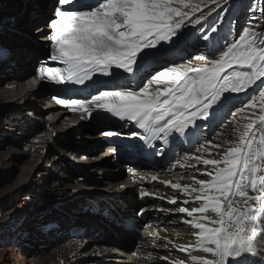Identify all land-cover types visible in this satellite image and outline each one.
Listing matches in <instances>:
<instances>
[{"label":"snow or ice","instance_id":"1","mask_svg":"<svg viewBox=\"0 0 264 264\" xmlns=\"http://www.w3.org/2000/svg\"><path fill=\"white\" fill-rule=\"evenodd\" d=\"M230 2L58 0L48 39L53 49L50 60L60 66L38 69L37 80L67 89L66 98L53 97L57 104L81 112L82 120L96 119L101 127L109 117L132 123L142 133L131 135L155 154L164 149L154 141L167 146L170 139L197 137L204 125L222 123V115L230 114L236 121L246 109L252 110L241 117L248 122L236 127L237 142L216 153L220 158L195 157L198 164L211 167L200 173L208 179L192 178L198 187L162 181L190 197L184 205L200 202L198 207L177 208L191 218L182 222L196 230L195 246L178 247L189 254L192 264H248L257 243H264V31L250 25L234 38H229L231 28L221 35ZM209 4L214 7L203 12ZM260 12L264 15V8ZM213 13L217 15L209 21ZM188 25L199 27L190 32ZM190 47H203L207 55H192L181 63ZM89 88L93 91L88 96L72 98L74 91ZM240 94L248 95L247 103L231 111ZM122 134L101 132L105 137ZM206 144L211 149L223 147L211 140ZM196 151L212 155L204 144ZM191 251L205 255L193 256Z\"/></svg>","mask_w":264,"mask_h":264},{"label":"rangeland","instance_id":"2","mask_svg":"<svg viewBox=\"0 0 264 264\" xmlns=\"http://www.w3.org/2000/svg\"><path fill=\"white\" fill-rule=\"evenodd\" d=\"M54 2L55 0H0V41L3 40L10 43V40L13 38L15 40L13 41L14 43H10L12 49L14 45L18 47L26 45L25 53L28 54L26 58L34 55L32 51H40L42 47L34 46L33 41L41 36H37L34 38L35 40L32 38L30 41H27L24 40L25 38H20L18 34H24L25 30L31 29L27 27L29 24H26L28 21H32V19L27 18V14L30 11H34L39 16L37 20L41 23V20L45 19L44 17L49 18L47 17L49 15V8ZM36 4L42 5L45 12L40 10ZM212 7L214 5L209 4L208 7H202V11L207 13ZM225 7L229 11L225 14L221 35L227 34L229 28H231V36L229 38H234L243 27L250 25L254 26L257 31H264V15L260 12V9L264 8V0H231L230 4ZM184 10L187 11V9ZM219 11L218 9L217 12ZM16 15L19 17H16ZM195 15L199 16L200 12H197ZM216 15L217 13H213L211 20ZM13 19V28L19 30H12L14 34L7 35L10 28H12L9 25ZM20 26L22 27L21 29ZM32 29L38 30L40 26H33ZM6 36L8 37L6 38ZM23 40L24 42H22ZM196 43V36L193 35L192 44L195 45ZM31 47L34 50L28 49ZM24 51L22 50V52ZM16 52L14 51L12 58L18 60L19 55ZM192 55H207V50L203 47H200L198 50L190 47L188 55L180 62L183 63L185 60L191 59ZM22 61L24 62V60ZM198 63L200 62L193 61L194 65ZM20 70H23V68H17V71L12 69L11 72L17 73ZM5 84L6 82L0 83V86ZM163 86V84L159 85V87ZM48 87L44 86L43 89L48 90ZM153 87H157V85ZM249 95H251V90H249ZM248 98V95L240 94L233 102L235 107H232L231 111H235L236 107L247 103ZM40 101L30 102L37 108V111H34L36 112L35 115L33 111L27 108L23 110L24 114H21L20 117H11L13 114L10 113L14 112L8 108L11 105L17 104L16 99L12 101L14 104L11 105L8 104V101L0 103V264H55L53 260L58 255V249L62 246L73 244L77 248L75 250L77 256L71 260L65 259L64 261H60V258H57L56 264H98L94 262L103 259L105 262H101V264H145L144 261L141 262L139 260H145L147 257L152 258L153 256L152 259L156 261L157 259H154L156 257L155 254L152 256L150 253L149 255L146 253L145 243L151 245L157 244L162 247L161 250H154L155 253L159 254L160 260H162L161 257H168V260H162V264H170V261L176 260H183L185 264H192L189 254L179 251L178 247L186 245L195 246L196 237L193 233L196 230L193 231L190 225L182 222L191 218L187 217L186 214L177 212V208L183 205L181 203L182 197L176 191L172 193L168 192L166 194L168 197L165 196L163 191L162 194L156 195L147 206L151 217H154V211H156L158 212L156 213L158 219L171 220L164 221L163 224L157 221L153 225L151 219L148 218L149 236L147 240L137 250L135 248L132 252L126 251V254H122L119 262L106 261L109 258L113 259L115 257L111 255L114 251L112 252L111 250L109 252L106 251L107 249H102L105 248L102 244H96L92 241L95 240L93 233L89 232L87 234V230H83L84 227H82H86L87 222L90 224L95 223L94 217L91 216L93 212L89 208L91 207L89 203L93 202L92 199L96 198V194L100 193L101 189L108 188L107 190H111L108 186H99L103 180L102 178L96 179L97 176L92 172L95 170V168H92L95 164L90 161V158L94 159L98 151L88 153L85 149V146H89L91 145L90 143L96 141L94 139L95 136L89 137L88 134H85L88 130L86 126L81 127L84 128L85 132L80 135L76 131H70L72 128L67 129V127L62 126L60 121L55 124H51L50 121L49 123L39 121L42 117L39 112H43V110L40 111L42 105L48 104V100L46 99H43V103L41 104ZM251 111L246 109L244 114L237 116L236 121H233V117L230 114L222 115V123L217 122L206 133L205 137H197V142L195 143L198 146L204 144L209 147L212 155L197 152V147H195L193 152L192 149L189 151L192 153L185 154L177 159L175 167H177V163H180L183 168L190 165L189 171H193L191 173L193 177L205 179L206 176H201L200 173L211 170V167L209 166L206 169L203 164H198L196 159L193 160L194 162H189V160H192L193 155L195 157L203 156L206 159L220 158L216 153L222 154L229 146V142H237L238 133L236 132V127L238 124L242 126L248 122L241 117L251 115ZM255 111L259 115V109L257 108ZM64 129L67 131L62 132ZM100 132L102 131L98 133ZM40 137H50V139L42 143L40 142ZM102 139L103 141L100 143L105 141L104 138ZM52 140H54L55 144L50 142ZM208 140H211L213 144H221L223 147L221 149H211V146L206 144ZM204 141L205 143H203ZM41 145L42 147H40ZM33 147L40 148L37 150L36 156L30 158L29 152L31 149L36 152V148ZM101 151L104 153L105 149ZM181 160L185 162H181ZM169 166L164 167L162 170L169 171ZM85 172L88 175L82 181H79L80 174ZM192 176L184 172L186 183L193 180ZM123 178L124 175L117 176L115 179L118 181ZM159 178V182L170 181L172 184L181 182L177 181V179L175 181L171 176L165 178L164 175H161ZM116 180H110L109 182L114 184ZM196 186L198 187V185ZM154 191H160V188H153L151 195H155ZM144 196L147 197V195ZM172 199H175L177 203L167 204V201L170 202ZM199 205L192 204L190 206L189 204L185 207L191 208L198 207ZM134 206L135 204L133 203L130 208L132 209ZM143 210L145 211L144 208ZM21 214L25 216L24 221L22 220L23 217H19ZM208 214L211 215L210 213ZM11 217H14V219ZM17 218L20 219L18 220ZM78 225L79 227H76ZM99 225V222H96V227L102 229L103 226ZM79 229L80 235L77 234ZM95 232H97V229ZM112 233H114V237L117 239L116 232L113 230H105V237L108 236L107 239H112ZM191 234L193 235L192 237ZM95 246L98 248L101 246L102 248L96 250ZM98 251L102 256L97 255ZM190 254L193 256L204 255L200 251H191ZM145 256L147 257L145 258Z\"/></svg>","mask_w":264,"mask_h":264},{"label":"bare ground","instance_id":"3","mask_svg":"<svg viewBox=\"0 0 264 264\" xmlns=\"http://www.w3.org/2000/svg\"><path fill=\"white\" fill-rule=\"evenodd\" d=\"M91 2H94V0H91ZM37 5V7L38 8H40V10H42L43 11V8H42V5H38V4H36ZM43 12H45V11H43ZM26 24H35V23H33L32 21H28V23H26ZM19 39V38H18ZM17 39V40H18ZM16 40V41H17ZM13 41H15V40H13V38H12V40H10V43L12 44V43H14ZM22 42H24V40L22 41ZM6 43H9L8 41L6 42ZM9 43V44H10ZM19 47H21V49H24L25 50V52H26V45L23 47V46H19ZM16 49H18V46L16 47ZM29 50L30 49H32V50H34V48L33 47H31V48H28ZM32 52H34V55H32L31 57H30V60H29V62L28 63H26V62H23L22 60H24L26 57H27V55L28 54H24L22 51H17L16 53H18V55H19V57H18V60H15V59H13L12 58V60L13 61H15V66H16V64H18L17 65V68H23V70L25 69V72L27 73L28 72V70L31 68V66L35 63V58H36V56H37V54L39 53V50H37V51H32ZM55 63H57V62H55ZM11 74H12V80H10L9 82H8V76L9 75H6L5 77H4V79H2V81H0V83H3V82H6V84L5 85H3V86H0V103H4L5 101H9L10 99H16V102L17 101H19V100H22V99H24L25 97H27V96H29L30 98L31 97H36V96H42L43 94H44V92L45 91H47V89H38V90H36V91H34L33 90V86H31L29 83H27V80L25 79V80H22L21 79V81L20 82H17V77L19 76V71L17 72V73H13V72H11ZM1 78H3V77H1L0 76V79ZM15 80V81H14ZM13 82V83H12ZM8 83H10V84H8ZM48 86H52V88H54L53 87V85L52 84H48ZM154 86V85H153ZM21 87V89H23V90H21V91H19V92H17V89L18 88H20ZM79 88H81V87H83V86H78ZM22 93H24V97H21V94ZM10 102V101H9ZM41 102V101H40ZM11 105V104H10ZM12 106V105H11ZM56 106L57 107H55V108H57V109H60V111H61V114L62 115H68V114H70L71 113V110H69L68 108H65L63 105H59V104H56ZM23 108H25V110L28 108V109H30V111H37V108L35 107V105L33 104V103H30V99H28L27 101H26V103H24V106H22ZM47 109H46V111H43V112H39V114H41V120H39V121H41V122H44V123H49V121H50V123L52 124V122L55 120V122L54 123H56V122H58L59 121V119H57V115H55V116H53V114L55 113L54 111H53V109H52V107H46ZM41 110H43V109H40V111ZM18 111H19V109H18ZM21 111V110H20ZM49 113V114H48ZM58 113H59V111H58ZM36 114V112H34V115ZM44 115V116H43ZM94 115H95V113H94ZM49 117H51V119H49ZM55 118V119H54ZM78 118L80 119V116H78ZM69 123H71V121H69V120H62V124L63 125H66V124H69ZM62 125V126H63ZM66 127V126H65ZM73 128H74V126H72ZM72 127H67V129H70V128H72ZM81 127H83V126H81ZM81 127H78L77 129H74L73 130V128L70 130V131H76V132H78V133H80V135L81 134H84V132H85V130H84V128H81ZM67 131V130H66ZM65 131V132H66ZM69 131V132H70ZM83 137H86V136H83ZM102 138H104V137H101V139H99V136H95L94 137V139L96 140V141H93L92 143H90L91 145H89V146H85V149L87 150V152L88 153H92L93 152V150H97V149H100V148H102L103 147V144L104 143H100L101 141H103V139ZM40 139V142H46L47 140H49L50 139V137H40L39 138ZM105 139V138H104ZM54 140H52V141H50L51 143H54L53 142ZM55 144V143H54ZM62 147H63V145H61ZM40 147H42V145L40 146ZM39 147V148H40ZM33 148H36V152L35 151H33L32 149H31V151L29 152V155H30V158H32V157H35L36 156V153H37V150L39 149V148H37V147H33ZM178 149H179V146H178ZM61 150V149H60ZM92 151V152H91ZM108 156H110L109 154H106V155H104V157H107L108 158ZM111 162H113V161H108V160H106V161H102L100 164H95V166L93 167L92 165V168L94 169L95 168V170H91L92 172H102L103 174L101 175L102 177H103V181H105L104 180V177H106L107 176V178L106 179H109V176H112L111 174H108L109 172H114V170L112 169V166H111ZM181 162H185V161H183V160H181ZM179 165V166H178ZM181 164L180 163H177V167H175L173 170H171V174L170 175H172L173 177H174V179H177V181L179 180V181H181V182H183V183H186V180H185V177H184V172H187V174L189 173V174H191L192 172H190L189 170L188 171H186V168H188V167H182V165L180 166ZM122 169V171L121 170H119L118 171V173L116 174V176L115 177H119V176H122V175H127V180L126 181H131V182H133V184H126V185H123V187L125 188L126 187V190L125 191H123V193L124 194H122V196H125V195H127V196H132V194H135V190L133 189V188H136V187H138V190H140L139 192H141V191H145L142 187L143 186H151V184H149L148 183V181H151L153 184H154V188L156 187V186H161V187H163V188H167V189H172V191H176V192H180V191H177V190H174L173 188H171L170 186H168V187H166L164 184H157L158 183V181L155 179V180H153V177L154 176H156L155 175V173L157 172V170H155V171H151V172H149V171H147V172H140V173H136V174H131L130 175V171H132V172H134L133 170H127V169H124L123 167L121 168ZM185 169V170H184ZM90 172V171H89ZM163 174V173H162ZM165 174V173H164ZM163 174V175H164ZM134 175H138V176H140V175H142L143 177H147L148 179L147 180H145V179H139V180H136L134 177ZM131 176H133V177H131ZM202 176V175H201ZM208 177L206 176V178L205 179H207ZM94 179V178H93ZM97 179V178H96ZM129 179V180H128ZM131 179V180H130ZM135 180V181H134ZM99 182V181H98ZM106 182H108V180H106ZM189 183L188 184H191V185H196V184H194V181L193 180H190V181H188ZM104 184H105V182H104ZM100 186H101V184H99ZM118 186H121V182L119 181V182H117V183H115L114 185H113V187H118ZM123 187H120L121 189L123 188ZM141 189H140V188ZM132 188V189H131ZM146 192V191H145ZM82 194V193H81ZM142 194V193H141ZM180 194H183V195H185L184 193H182V192H180ZM79 196V195H78ZM85 196V195H84ZM166 196V195H165ZM186 198V197H185ZM121 199L122 200H124L122 197H121ZM151 199H153V198H151ZM149 202H151V200H148ZM200 203V202H199ZM199 203H197V201H195V202H192L191 204H194V205H199ZM118 205V204H117ZM129 212L130 211H127L126 212V215L127 214H129ZM209 215V214H208ZM147 216V215H146ZM116 217V216H115ZM148 217V216H147ZM12 219H14V217H11ZM16 218V217H15ZM114 224L115 223H111V225H109V227L108 228H104L105 230H113V231H115L116 233V235H117V238L119 239V240H121V239H123L124 238V236H125V233L124 232H122L120 229H117L115 226H114ZM163 224V223H162ZM99 226H101V225H99ZM103 229V228H102ZM113 234V233H112ZM188 236V235H187ZM92 241H94L96 244H98L97 243V241L96 240H92ZM104 242H106V243H108V244H110V245H112V246H110V247H112V252H113V250L115 249L114 247H115V244L117 243V240L114 238V237H112V239H107V238H105L104 240H103ZM72 246V247H71ZM144 247L148 250V251H153V250H155V249H157L156 247H154V246H152L151 244H148V243H145L144 244ZM77 248H76V246H75V244H73V245H69V246H62V247H60L59 249H58V255L54 258V260H53V262L56 264V261H57V258H60V261H64L65 259H73L74 257H76L77 256V253L75 252V250H76ZM98 249H100V248H98L97 247V249L96 250H98ZM259 249H260V246L259 245H257V251H256V254H258V252H259ZM111 250H106V251H111ZM261 251V250H260ZM149 253H151V252H149ZM122 254H126V252H123ZM122 254H121V250L120 251H118V252H115L114 251V254L113 253H111V255H114L115 257L113 258V259H108V260H106V261H110V262H112V261H114L113 263H116V262H119L120 261V259H121V257L120 256H122ZM254 255V258H253V260H254V262H257L258 261V258H260V257H258L257 255ZM201 256H202V254H201ZM54 257V256H53ZM210 258V257H209ZM160 259L159 258H157V260L156 261H154L152 258H150V257H147L145 260H139V261H141V262H145V264H161V262L159 261ZM100 263L101 262H105V260L103 259V260H100L99 261ZM99 262H95V263H98V264H100Z\"/></svg>","mask_w":264,"mask_h":264},{"label":"trees","instance_id":"4","mask_svg":"<svg viewBox=\"0 0 264 264\" xmlns=\"http://www.w3.org/2000/svg\"><path fill=\"white\" fill-rule=\"evenodd\" d=\"M87 127V126H86ZM88 128V127H87Z\"/></svg>","mask_w":264,"mask_h":264}]
</instances>
